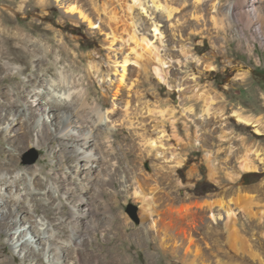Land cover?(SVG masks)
<instances>
[{"label": "rangeland", "instance_id": "374dc122", "mask_svg": "<svg viewBox=\"0 0 264 264\" xmlns=\"http://www.w3.org/2000/svg\"><path fill=\"white\" fill-rule=\"evenodd\" d=\"M27 2L0 0V20L9 30L41 40L39 52L46 58L37 63L27 49H8L0 54V80L7 77L1 82L11 86L49 76L45 68L65 50L66 68L82 76L89 102L102 104L106 116L95 137L104 170L94 175L99 185L94 205L105 223L89 230L87 250L101 247L127 264H264V20L258 17L264 15V0H49L47 8L31 1V9L22 10ZM64 5L81 12L70 13ZM142 5H150L148 12ZM114 19L136 24L127 32ZM111 26L119 27L113 32ZM54 36L51 46L47 40ZM67 39L76 46L63 43ZM77 52L81 58L70 59ZM24 60L31 61L27 71ZM2 62L10 67L2 69ZM127 111L132 124L123 125L119 119ZM83 112L93 114L89 107ZM46 114H39L41 121ZM14 127L0 131V147L15 155L16 171L28 169L29 178L36 171L45 181L38 191L52 183L60 186L54 196L39 199L35 215H45L43 203L51 205V218L64 204L72 210L78 197L70 187L77 183L73 169L79 159L71 145L79 149L81 137L60 143L52 127V140L36 131L28 143L14 147L3 139L5 133L23 132L20 120ZM106 174L110 177L104 181ZM235 195L254 197L232 210L216 205L214 215L201 204L205 198ZM21 222L12 231L0 224L9 253L4 255L49 264L44 254L24 260L17 236L28 227ZM153 222L158 229L150 227Z\"/></svg>", "mask_w": 264, "mask_h": 264}, {"label": "bare ground", "instance_id": "6f19581e", "mask_svg": "<svg viewBox=\"0 0 264 264\" xmlns=\"http://www.w3.org/2000/svg\"><path fill=\"white\" fill-rule=\"evenodd\" d=\"M33 5L41 8H47L50 6L49 0H28L26 6L22 9L27 8L28 3L31 2ZM140 0H135V2ZM156 3L157 0H152ZM245 3V2H244ZM239 5L242 6L239 2ZM148 6L142 5L143 12H148ZM158 7L162 5L157 4ZM244 6V5H243ZM66 11L70 13L81 12L78 6L75 5H64ZM233 7L230 8V11ZM233 10V9H232ZM171 13V10L170 12ZM39 16L41 14H38ZM230 16V15H229ZM24 17H27L25 15ZM258 17L264 20V15L258 13ZM36 18H32L28 25L32 26ZM5 21V19H4ZM7 22V21H6ZM114 25L121 23L124 26V31L131 30L135 22L124 20H113ZM91 25L94 22L90 21ZM37 26V25H36ZM113 27L112 31L115 32L117 26ZM0 20V54L6 55L8 49H14L15 51L22 52L23 50H29L32 54L37 56V63H44V55L40 54L39 48L41 47V40H32L28 38L21 30H9ZM158 28L155 27V30ZM128 32V31H127ZM130 33V32H129ZM130 35V34H129ZM117 37V36H116ZM53 40V41H52ZM51 43V46L55 44V36L47 40ZM63 43L68 44L69 47L76 46L70 40H66ZM16 45V46H15ZM34 45V48L30 46ZM64 46V45H63ZM37 47V48H36ZM54 47V46H53ZM46 48V55L50 56L52 48ZM71 51V50H70ZM69 51V52H70ZM31 54V53H30ZM82 55L76 53L70 54L71 58L79 57ZM26 58H29L26 56ZM68 58L65 50L63 54L50 62L45 68L47 73L44 74L40 79L32 77L23 82L11 86L9 84L2 83L1 80L7 79L4 77L0 80V125L5 123L6 126L0 127L1 132L9 131L10 128H15V122L20 120L24 126L23 132L15 135L5 133L4 142L14 147H18L20 144H26L30 141L34 132L41 133L42 139L49 138L52 140L54 134L51 130L55 127L59 136L60 143L67 144L72 141L74 137H81L80 148L72 146L74 152L77 155L79 162L74 166V173L77 179V183L72 184L70 189L77 192V199L71 209H66L64 204L61 211L57 214V217L51 218L48 213L51 211V205L43 203V212L45 215L36 216L35 213L39 212V199L46 198L49 195L54 196L55 192L60 190V186L56 183L49 184L44 191H38L37 188H41L45 185L43 178L36 172H30V178L28 177V169L25 173L20 174L16 171L17 166L15 164V155L6 147H0V218L4 217L8 222H1L2 227H7L11 231L22 227V222L28 227V230L21 231L18 234L9 233L11 238L16 237L17 241H21L20 250L25 251V261L31 259L32 262L35 258L40 255H48L49 264H127L128 261L124 260V257H111L108 256L103 248L92 246L87 250V245L92 243L86 238L89 234L90 229H97L102 223H105L101 214H99L97 208L94 205V197L99 185H95L94 179L104 170V165L100 162L102 154L96 144L95 137L99 130L103 127L102 124L106 120V116L103 112L102 104L98 102L90 103L88 98L90 91L87 86L82 83L81 77L74 74L66 68ZM26 68L23 71H27L30 66V62L24 60ZM126 62V60H125ZM71 63V62H70ZM60 65V66H59ZM95 66V65H94ZM2 69L8 68L9 62L1 63ZM13 69L17 67L13 66ZM125 64H123V72L121 73V79L125 76ZM143 69H146L143 66ZM36 77H39V73H35ZM23 85L25 90L21 89L20 85ZM79 99V102L76 101ZM31 103V104H30ZM89 107L93 112L91 115L84 114L83 110ZM115 109V107H114ZM40 113H47V117H44L41 121L42 116L36 118L35 115ZM129 112L119 119L123 125L132 124V119L129 116ZM239 119L245 121L247 124H252L251 119L244 118L238 114ZM173 120V119H172ZM32 121V123H30ZM174 121V120H173ZM176 122L178 120H175ZM10 127V128H9ZM125 129L126 127L123 126ZM153 139L151 143L155 142ZM41 143L43 141H40ZM94 143V144H92ZM65 149V147H61ZM68 148V147H67ZM67 150V149H66ZM8 153V154H7ZM73 155V154H72ZM9 159V161L7 160ZM251 163V162H250ZM250 163L246 162L245 167H250ZM9 174V177L5 175ZM72 177V175H71ZM110 176L106 174L101 179L106 181ZM94 183V184H93ZM135 195L143 197L142 193L134 191ZM253 195H235L229 199L221 198H205L201 204H206L212 210V215L216 209L214 206L219 205L224 210H232L239 206L241 202L252 201ZM145 198V197H144ZM60 201L61 198L59 197ZM60 203V202H59ZM146 205H149L146 203ZM264 213V207L261 209ZM66 214H69L67 218H64ZM18 215H22L18 217ZM85 222V223H84ZM88 223L90 225H88ZM109 224V222L107 223ZM153 229H158L155 222L150 225ZM9 230V231H10ZM3 232L0 231V237ZM236 239V238H235ZM41 245V247H39ZM121 251H125L120 249ZM100 252L101 255L106 256L104 260L102 256H98L96 253ZM117 254V252H114ZM7 247L6 243L1 241L0 238V264H27L20 262L17 255H12V261L6 257ZM130 262V261H129ZM192 262V261H191ZM190 262V263H191ZM194 263V262H193ZM34 264V263H31ZM36 264H43L42 262Z\"/></svg>", "mask_w": 264, "mask_h": 264}, {"label": "water", "instance_id": "95a60500", "mask_svg": "<svg viewBox=\"0 0 264 264\" xmlns=\"http://www.w3.org/2000/svg\"><path fill=\"white\" fill-rule=\"evenodd\" d=\"M35 159H36V156H35V157H33V158L30 160V162H34V161H35ZM131 207H133V206L131 205V206H130V208H131ZM130 208H129V209H130ZM133 208H134V207H133Z\"/></svg>", "mask_w": 264, "mask_h": 264}, {"label": "trees", "instance_id": "16d2710c", "mask_svg": "<svg viewBox=\"0 0 264 264\" xmlns=\"http://www.w3.org/2000/svg\"><path fill=\"white\" fill-rule=\"evenodd\" d=\"M248 175H249L248 173H245V174H244V178H246Z\"/></svg>", "mask_w": 264, "mask_h": 264}]
</instances>
